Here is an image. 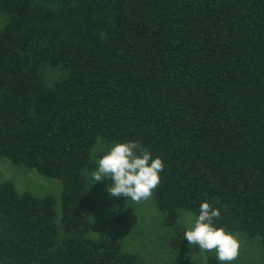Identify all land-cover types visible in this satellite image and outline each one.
I'll use <instances>...</instances> for the list:
<instances>
[{"label":"trees","instance_id":"1","mask_svg":"<svg viewBox=\"0 0 264 264\" xmlns=\"http://www.w3.org/2000/svg\"><path fill=\"white\" fill-rule=\"evenodd\" d=\"M0 11V158L62 184L58 201L0 183V264H151L90 236L100 141L163 160L152 196L171 248L186 241L180 212L208 202L215 227L264 253V0H0ZM48 69L63 72L52 85Z\"/></svg>","mask_w":264,"mask_h":264},{"label":"rangeland","instance_id":"2","mask_svg":"<svg viewBox=\"0 0 264 264\" xmlns=\"http://www.w3.org/2000/svg\"><path fill=\"white\" fill-rule=\"evenodd\" d=\"M7 23V17L0 11V31ZM63 72L48 69V85L57 81ZM109 145L100 141L96 151L104 155ZM10 181L20 192H29L35 196L52 195L58 201L62 194V184L55 178L41 175L36 169L18 167L8 159L0 158V183ZM89 176L90 195L95 203L90 236L98 238L109 235L120 240L126 251L140 255L148 263L157 261L188 262L205 264L215 254V250L201 252L199 245L192 247L186 240L179 250L169 245L170 233L163 225V214L158 210L153 196L140 203H134L127 197L111 198L106 189L113 183L105 180L96 183ZM195 215L181 211L179 225L188 229L194 223ZM238 239L239 249L235 261L231 264H263L264 253L257 241L248 239L239 233L230 232Z\"/></svg>","mask_w":264,"mask_h":264},{"label":"clouds","instance_id":"3","mask_svg":"<svg viewBox=\"0 0 264 264\" xmlns=\"http://www.w3.org/2000/svg\"><path fill=\"white\" fill-rule=\"evenodd\" d=\"M163 171V160L160 157L153 159L151 152L139 142H117L98 159L91 179L96 183L113 181L106 189L111 198L127 197L134 203H140L151 198L161 182L160 173ZM220 216L218 208L202 202L199 215L184 231L183 239L192 247L199 245L200 253L215 250L216 259L221 264H231L237 257L239 243L232 233L214 226Z\"/></svg>","mask_w":264,"mask_h":264}]
</instances>
